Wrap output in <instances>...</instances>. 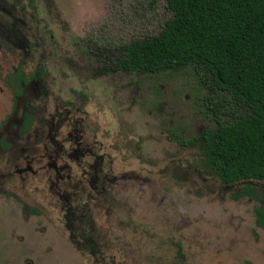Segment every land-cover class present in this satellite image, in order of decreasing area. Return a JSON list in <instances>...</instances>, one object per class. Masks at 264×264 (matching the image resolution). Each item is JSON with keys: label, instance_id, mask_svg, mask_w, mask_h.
<instances>
[{"label": "rangeland", "instance_id": "374dc122", "mask_svg": "<svg viewBox=\"0 0 264 264\" xmlns=\"http://www.w3.org/2000/svg\"><path fill=\"white\" fill-rule=\"evenodd\" d=\"M170 17L165 0H0V31L7 26V35L0 33V264H264V228L255 224L254 211L264 181L222 183L205 167L202 141L195 142L217 119L244 115L242 107L192 65L155 73L109 68L124 45L152 38ZM40 64L48 70L50 95L84 104L101 125L98 138L115 176L108 203L84 195L88 156L79 163L58 158L60 189L52 186V171L40 197L32 192L34 178L23 183L7 170V157L18 160L21 147L35 165L46 161L38 159L51 118L32 101L34 86L23 92L11 76L20 67L27 77ZM104 65L107 73L99 74ZM74 91L84 93L72 97ZM27 109L36 116L20 137ZM68 131L61 127L59 142ZM247 185L253 196L243 193ZM55 191L89 203L80 226L102 247L95 256L74 245L72 228L59 222L65 201L46 204ZM36 200L43 207L32 214Z\"/></svg>", "mask_w": 264, "mask_h": 264}, {"label": "trees", "instance_id": "16d2710c", "mask_svg": "<svg viewBox=\"0 0 264 264\" xmlns=\"http://www.w3.org/2000/svg\"><path fill=\"white\" fill-rule=\"evenodd\" d=\"M165 1L171 17L152 38L124 45L116 67L202 69L244 111L230 121L217 119L215 129L195 138L202 141L205 167L224 184L264 181V0ZM243 193L253 196L254 187L244 186ZM254 211L255 224L264 228V191Z\"/></svg>", "mask_w": 264, "mask_h": 264}, {"label": "flooded vegetation", "instance_id": "af4514ba", "mask_svg": "<svg viewBox=\"0 0 264 264\" xmlns=\"http://www.w3.org/2000/svg\"><path fill=\"white\" fill-rule=\"evenodd\" d=\"M0 33L2 35H7V26L4 29H1ZM123 47L121 48V52L116 59V63L109 68L113 72L121 71L122 69L116 67L118 59L122 56ZM107 66H101L97 68V72L99 74L107 73ZM12 78L15 80V85L20 90H25L28 86H34V95L32 97V101L37 104H40L41 115L48 114L51 118V126L52 130L47 134L46 142L44 143L45 154L39 155V159L41 162L43 159H46L41 166L35 165L33 161L36 160L35 156H31L25 147H21L19 150V159L10 161V157H7V170H9L10 174L17 178L19 181H26V179L31 176V178L35 179V184L33 183L32 192L37 195V197L44 196L43 192L45 189L51 186L50 175L53 172L56 173L55 182L52 183L57 189L59 185V178L61 177L59 170L62 169V166H58V158L67 157L70 160L80 162L82 157H90L92 158V162L87 164L88 170L82 166V176L88 178L89 191L85 192V197L88 201L90 200H98L100 199L103 203L109 202L110 197V183L115 179L114 174L111 172L112 160L106 153L105 149L107 146L104 140L98 138V133L102 134V128L100 123L96 120H91V114L86 110L87 108L75 100H66L62 101L57 97L50 95V90L48 88V84L45 80L46 76H48V70L46 69L45 64H40L29 76L26 77L20 69V67H15V70L11 72ZM85 90L90 89L87 85L82 87ZM99 89H104L103 86H99ZM106 91V90H105ZM84 92L74 91L70 93L72 97H75L76 94H82ZM100 95L103 93L95 92L94 95ZM93 95V96H94ZM51 104V112H48V105ZM38 107V106H37ZM36 114L31 110H24L20 115V126H19V136L23 137L30 130L32 121H34ZM88 123H85L86 118ZM43 118V116H41ZM57 119V122H52ZM66 127L69 131L67 134V138L63 139L68 145L67 148H64L63 142H59L56 136L59 134L61 127ZM73 133V134H72ZM102 136V135H101ZM56 147V148H55ZM54 152V154H51ZM49 159V161H47ZM37 160V161H38ZM86 165V164H85ZM36 166V168H34ZM47 179V180H46ZM24 180V181H23ZM47 182H46V181ZM28 181V179H27ZM22 183V184H23ZM25 185V184H24ZM22 185L23 188L25 186ZM55 190V189H54ZM41 193V194H40ZM54 194H50L49 198L46 199V204H52L53 206L58 205L61 198L64 200V204L61 206V210L63 211L62 216L58 217L60 223L65 228L70 229V238L72 239V243L74 245L82 246L85 250H88L90 254L95 256L98 250L102 249L100 245H98L94 239L96 236L94 234H90L87 236L86 227L80 226L81 222L84 219L83 212L88 209L89 203L86 201L81 202L82 200L74 199L71 197L72 194H65L62 196L58 191L53 192ZM5 194V193H4ZM7 195V194H5ZM29 195V194H27ZM9 197H14L15 194H8ZM56 196V197H55ZM37 201V202H36ZM36 207L29 206L32 214H37L41 211L43 205V200H36ZM82 228L80 232H75L73 228ZM88 228V227H87ZM89 228H93L92 225ZM97 260V258H95Z\"/></svg>", "mask_w": 264, "mask_h": 264}]
</instances>
